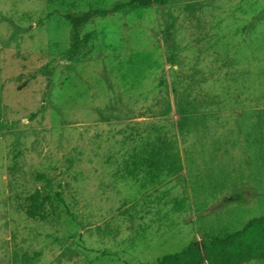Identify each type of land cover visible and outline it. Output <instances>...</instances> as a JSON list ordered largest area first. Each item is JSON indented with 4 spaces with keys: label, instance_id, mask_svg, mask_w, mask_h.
I'll return each mask as SVG.
<instances>
[{
    "label": "rangeland",
    "instance_id": "1",
    "mask_svg": "<svg viewBox=\"0 0 264 264\" xmlns=\"http://www.w3.org/2000/svg\"><path fill=\"white\" fill-rule=\"evenodd\" d=\"M130 1L0 0V264H157L264 216V0L126 7L73 55L65 14Z\"/></svg>",
    "mask_w": 264,
    "mask_h": 264
},
{
    "label": "trees",
    "instance_id": "2",
    "mask_svg": "<svg viewBox=\"0 0 264 264\" xmlns=\"http://www.w3.org/2000/svg\"><path fill=\"white\" fill-rule=\"evenodd\" d=\"M175 0H131L127 4H121L112 10L94 9L81 13H68L64 18L71 26V51L78 55L83 48L81 31L96 18L106 17L112 13L122 11L126 7L138 9H150L155 6H166ZM173 35L170 30L165 33L166 44L172 45ZM37 179L46 180L43 186L46 201L53 214H57L56 201L63 203L62 195L58 192L55 196L49 193L51 180L41 174ZM226 199L225 203L234 200ZM203 246L204 252L201 247ZM264 260V216L250 220L246 226L224 237H213L202 241L201 244L193 241L178 253L168 254L161 257L157 264H245L252 260Z\"/></svg>",
    "mask_w": 264,
    "mask_h": 264
},
{
    "label": "water",
    "instance_id": "3",
    "mask_svg": "<svg viewBox=\"0 0 264 264\" xmlns=\"http://www.w3.org/2000/svg\"><path fill=\"white\" fill-rule=\"evenodd\" d=\"M201 249H202V251L204 252V248H203V246L201 247Z\"/></svg>",
    "mask_w": 264,
    "mask_h": 264
},
{
    "label": "crops",
    "instance_id": "4",
    "mask_svg": "<svg viewBox=\"0 0 264 264\" xmlns=\"http://www.w3.org/2000/svg\"><path fill=\"white\" fill-rule=\"evenodd\" d=\"M13 264V263H12Z\"/></svg>",
    "mask_w": 264,
    "mask_h": 264
}]
</instances>
